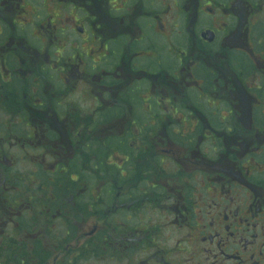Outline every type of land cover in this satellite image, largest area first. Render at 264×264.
<instances>
[{
    "label": "flooded vegetation",
    "instance_id": "obj_1",
    "mask_svg": "<svg viewBox=\"0 0 264 264\" xmlns=\"http://www.w3.org/2000/svg\"><path fill=\"white\" fill-rule=\"evenodd\" d=\"M102 147L130 181L67 246L45 240L42 264H264V0H0V190L4 173L17 187L0 226L31 208L37 165ZM118 211L129 224L107 225ZM175 226L170 253L154 234Z\"/></svg>",
    "mask_w": 264,
    "mask_h": 264
},
{
    "label": "trees",
    "instance_id": "obj_2",
    "mask_svg": "<svg viewBox=\"0 0 264 264\" xmlns=\"http://www.w3.org/2000/svg\"><path fill=\"white\" fill-rule=\"evenodd\" d=\"M100 150L101 157L97 161L87 164L88 166H81L71 160V163H68L64 169L50 170L46 168L48 166L39 164L34 175L35 181L33 183L29 180H26L25 183L21 182L19 187L21 191L34 190L31 208L20 214L18 219L20 226L17 229H10L7 236L0 234V238L9 239L0 244L1 247H4V250L0 251V261L4 260V264H27L29 255H33L34 259L38 261L37 264H42L50 253L45 246V240L47 242L53 240L59 248H64L69 244V241L77 237L73 222L80 223L90 216L102 215L110 209L114 196L108 194L107 191L115 190L111 180L114 179L118 186H123L130 181V176L125 179V177L117 175L115 166L109 164L107 160L110 154L109 147H102ZM72 175H75L76 178H72ZM3 176L7 191L0 190V208H9L14 203L16 181L14 182L11 173H4ZM141 188L142 185L139 183L130 190ZM93 189L100 190L101 194L96 197L92 196L90 191ZM21 196L25 197L23 194ZM133 196L135 199L137 193ZM120 213L122 214L121 218H118ZM125 214L127 215L126 211L109 214L106 219L107 225L115 222L128 225L129 222L123 216ZM1 223H3L2 213H0ZM52 223L54 226H51ZM61 223L66 225L63 226ZM111 226L117 228L114 225ZM25 236L33 238L35 236L33 244L16 241L17 238H25ZM107 236L101 233L95 238H109ZM30 245L31 250H29ZM85 252L89 253L86 256H91L92 251Z\"/></svg>",
    "mask_w": 264,
    "mask_h": 264
},
{
    "label": "rangeland",
    "instance_id": "obj_3",
    "mask_svg": "<svg viewBox=\"0 0 264 264\" xmlns=\"http://www.w3.org/2000/svg\"><path fill=\"white\" fill-rule=\"evenodd\" d=\"M2 120H4V119H2ZM68 154H69V152H68ZM9 159H12V157L10 158V156H8V158L7 159H5V165H10L11 166V168H9V169H12V167H13V165H14V160H13V163L12 164H10V161H9ZM26 167V166H25ZM25 167H23V166H16L15 168L16 169H19V170H22V171H25ZM3 169H5V167H4V165L2 164V166H0V172L3 170ZM15 169V170H16ZM120 195V194H119ZM136 219H138V221L139 220H141L142 222H145V221H150L151 223L153 222V220H161V218L158 216V215H152L151 214V212H148V213H146V211H145V213H144V215L143 216H141L140 218H136ZM89 221V220H88ZM87 221V222H88ZM97 221V220H96ZM173 221V220H172ZM96 223H94L93 221H90L89 223H87V224H84V226H83V228H82V230H81V233L82 232H89L91 229H92V227L95 225ZM97 225V224H96ZM98 226V231H99V229L101 228L99 225H97ZM172 229H166V228H164V229H162L161 230V232H160V234L158 235V234H154L155 236H157V237H160V245H162V246H165V247H167V248H169V252L170 253H173V249H174V246H175V244H176V241H177V239L178 238H180L181 237V235L183 234V230H179V231H177L176 229H177V226H175V227H171ZM2 230H3V233H2ZM9 227H6L5 225H2V226H0V234L1 235H3V236H7L8 235V233H9ZM80 233V232H79ZM80 233V234H81ZM83 238V237H82ZM82 241V240H81ZM80 241V242H81ZM163 242V243H162ZM49 246V245H48ZM155 252V251H154ZM180 257H181V255L178 253V252H176V253H174V256H173V254L171 255V260L172 261H175L174 262V264H179V259H180ZM142 258H135L134 257V264H141V262H140V260H141ZM171 261V262H172ZM178 261V262H177ZM72 264H129V262L127 263V261L125 260V261H122V262H116V261H110L109 259H102V258H100V259H98V260H96V259H94V258H89V259H86V260H84V261H81V262H76V263H72Z\"/></svg>",
    "mask_w": 264,
    "mask_h": 264
}]
</instances>
